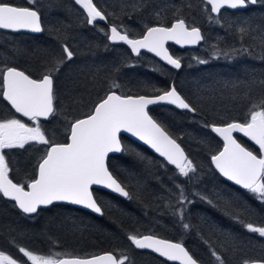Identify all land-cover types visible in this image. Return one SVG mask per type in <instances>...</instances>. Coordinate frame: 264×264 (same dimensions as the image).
Segmentation results:
<instances>
[{
    "label": "trees",
    "instance_id": "16d2710c",
    "mask_svg": "<svg viewBox=\"0 0 264 264\" xmlns=\"http://www.w3.org/2000/svg\"><path fill=\"white\" fill-rule=\"evenodd\" d=\"M8 2L29 6L26 0ZM94 3L108 15V20L89 25L85 12L73 0H37L34 7L41 15L45 31L40 35L0 31V67L6 63L39 78L51 66L52 58L61 55L60 44H69L74 59L67 62L55 81L59 115L42 122L46 135L58 143L65 142L66 120L82 118L106 95L113 82L120 88L112 90L132 96L156 95L159 93L155 90L175 85L196 112L157 106L149 114L177 139L197 166V172L190 174L191 180L177 176V170L145 147L122 137L128 151L111 156L108 167L127 186L132 199L123 200L93 190L103 210L100 218L61 204L40 209L38 215L28 217L0 195V251L21 261L26 258L19 253V247L43 255L59 252L91 256L113 252L127 255L130 264H170L135 249L127 239L129 234H151L181 242L199 264H217L209 245L224 256L227 264L264 259V238L248 232L233 219V214L238 213L245 223L264 226V203L247 190L227 183L214 171L210 158L221 150L222 143L210 127L204 126L243 122L251 103L264 98L261 83L264 59H260L264 48L259 39L252 38L257 33L241 38L237 30L245 20L252 28L264 27V6L223 10L225 26L221 27L208 21L201 0H94ZM178 17L199 27L204 36L202 44L192 51L169 46L171 55L181 60L180 71L145 53L134 58L126 47L111 45L105 35L110 25H116L122 32L126 29L130 38H138L146 26H169ZM243 47L249 48L252 55L238 53L231 59L223 55L228 52L232 56V49ZM214 52L219 53L218 57L213 56ZM201 59L208 63H198ZM9 118L20 117L0 98V119ZM237 139L258 153L250 143ZM43 147L31 144L24 149L5 150L14 182L26 183L33 177L34 165L42 154L37 149ZM176 184L184 185L189 199L194 201L185 212V222L191 225L187 231L168 206L175 204L172 193ZM193 192L204 194L213 203L200 200Z\"/></svg>",
    "mask_w": 264,
    "mask_h": 264
},
{
    "label": "snow or ice",
    "instance_id": "6c2138e0",
    "mask_svg": "<svg viewBox=\"0 0 264 264\" xmlns=\"http://www.w3.org/2000/svg\"><path fill=\"white\" fill-rule=\"evenodd\" d=\"M29 6H19L0 0V30L20 32L27 30L31 33L45 31L41 15L34 7L37 0H26ZM76 5L86 13V22L93 25L98 21H107L108 15L97 7L94 0H74ZM202 11L207 13L210 23L224 27L222 10L247 9L250 6H264V0H201ZM191 7V5H189ZM215 14V15H213ZM159 12L156 13L159 18ZM111 42H123L130 46L132 53L140 55L141 49L154 53L175 69L181 68L180 58H174L165 46L168 41L177 45H196L204 40L199 27L190 25L182 17H178L170 26L159 24L146 26L139 38H130L127 30H118V26L110 25ZM241 38L255 32L253 39H259L264 48V27L259 29L245 20L238 29ZM103 31V29H101ZM67 38L65 37V40ZM61 55L53 57L51 66L46 67L39 78H33L17 67H0V98L7 101L15 113L27 118L31 124L20 118L0 119V195L14 201L25 215H38L42 207L54 202H65L79 205L94 213L103 215V210L93 194V186H101L118 193L127 199H132L127 186L122 184L109 170L108 158L111 153L126 152L122 144L121 134L129 133L144 144L149 145L167 164L174 165L177 176L191 180L190 174L197 172V166L186 155L177 139L169 134L167 129L154 119L148 111L150 105L166 102L179 109L196 112L186 99L177 91L175 85L166 90H155L159 94L125 95L118 94L112 89L120 88L113 82L105 96L99 98L92 108L82 118L66 120L65 142L58 143L46 135L42 120L55 119L58 112L56 103L55 81L67 62L74 59L75 53L67 42L60 44ZM252 55L249 48L232 49V56L224 52L225 58L231 59L235 54ZM214 52L213 56L218 57ZM264 59V54L260 56ZM198 63H208L199 60ZM264 84V81L261 82ZM217 134L223 141L221 150L211 155V164L219 174L228 181L234 182L241 188L253 194L255 199L264 203V98L251 103L248 114L243 122L231 121L223 125H204ZM234 133H241L254 145L258 153L238 141ZM42 145V154L34 165V175L26 183H17L10 178L11 168L5 150L24 149L26 145ZM141 160L144 157L136 153ZM163 166V165H162ZM175 204L172 215L177 217L180 226L189 230L191 225L185 222L187 205L194 203L189 199L182 184L175 185ZM171 192V190H169ZM200 200L213 203L200 192H193ZM233 219L241 223L250 233H256L264 238V226L245 223L238 213ZM130 244L136 249H151L168 261L178 264H199L181 242H172L154 235L129 234ZM205 243H208L205 241ZM26 260L21 261L0 251V264H130L127 255H117L107 252L99 255L76 256L69 253L51 252L47 255L34 254L33 251L19 247ZM209 251L217 264H227L224 256L209 245ZM242 264H264L261 260H244Z\"/></svg>",
    "mask_w": 264,
    "mask_h": 264
},
{
    "label": "water",
    "instance_id": "95a60500",
    "mask_svg": "<svg viewBox=\"0 0 264 264\" xmlns=\"http://www.w3.org/2000/svg\"><path fill=\"white\" fill-rule=\"evenodd\" d=\"M73 1H74V0H73ZM77 6L80 7L79 5H77ZM81 9H82V8H81ZM82 10H83V9H82ZM228 10H229V11H234V10H231V9H228ZM237 10H244V9H237ZM83 11H84V10H83ZM222 11H223V10H222ZM85 14H86V13H85ZM213 15H215V14H213ZM173 22H174V21H173ZM170 25H171V24H170ZM170 25H169V26H170ZM155 26H157V25H155ZM0 31L8 32V33H11V34H17V33H24V34H29V35H40V34H42V33H31V32H29V31H27V30H21L20 32H12V31H10V30H0ZM201 32H202V30H201ZM108 34L110 35V27H108ZM202 34H203V33H202ZM138 38H139V37H138ZM108 42H109L111 45H122V46L126 47V48L129 50V52L131 53V55H132L134 58L139 57V55H136L135 53H132L131 48H130L129 45H127V44H125V43H123V42H111V41H109V40H108ZM202 42H203V40H202L199 44H196V45H184V46H181V45H177V44H175L173 41H168V42L166 43L165 46L168 48V50H169V46H172V47H175L176 49L181 50V51H183V50H189V51H192V50L197 49V48L202 44ZM141 53H145V54H147V55L153 57V58L156 59L159 63H161L162 65H164V66H166V67H168V68H170V69H172V70H174V71H180L181 68H182V66H181L180 69H175L173 66L168 65V64L166 63V61L162 60L160 57H157L154 53L148 52L146 49H141L140 54H141ZM169 53H170V51H169ZM170 54H171V53H170ZM181 65H182V64H181ZM138 96H139V95H138ZM151 96H153V95H151ZM4 102H5V103L11 108V105L8 104L7 101H4ZM157 106H168V107L174 108V109L179 110V111H184V112H188V113L193 114V112H189L188 110H184V109H179V108H177L176 106H174V105H170V104H168V103H166V102H160V103H157V104H155V105H150L149 108H148V111H149L150 109L154 108V107H157ZM11 110L15 113V110H14V109L11 108ZM15 114H16L17 116H19L20 118H22V119L28 121L27 118H25V117H21L20 114H18V113H15ZM47 121H48V120H47ZM42 122H46V121H45V120H42ZM218 126H219V125H218ZM210 131H211V128H210ZM212 134H213V135H214V136H215V137H216V138L222 143V147H223V141H222V139H221L217 134H215V133H213V132H212ZM234 136H236V138H237V137L242 138L243 140L247 141L248 143H250L252 146H254V147L258 150V146L254 145V143L251 142V141H249L246 137H243V135H242L241 133H234ZM122 137H125V138H127V139H130V140L136 142L137 144H139V145L145 147V148H146L148 151H150L154 156H156V157L160 158L161 160H163V161L166 163V165H168L169 167L175 169V166H174V165L167 164V162L165 161V159H164L163 157H161L158 153H156L155 150L152 149L149 145H146V144H144L142 141H139L138 138H136V137H132L131 134H129V133H122V134H121V139H122ZM221 149H222V148H221ZM121 153H122V152H121ZM121 153H111V154H109V158H110L111 156H117V155H120ZM185 153H186V152H185ZM186 155H187V154H186ZM109 158H108V159H109ZM210 162H211V159H210ZM211 166H212V168L214 169V171H215V172H216V173H217V174H218V175H219L224 181H226L227 183H229V184H231L232 186H235V187H237V188H239V189H241V190H245V189L241 188L239 185L234 184V182H232V181H228L227 178L221 176V175L219 174V172L215 169L214 165L211 164ZM175 170H176V169H175ZM93 190H101V191L107 192V193H109V194H111V195H113V196H115V197H117V198H120V199H123V200H126V199H127V198H125V197L120 196L118 193L112 192L111 190L106 189V188H103V187H101V186H93L92 191H93ZM3 198H4V197H3ZM4 199H5L6 201H9V202L15 203L14 201L9 200L8 198H4ZM57 204L67 205V206L75 207V208H77V209H80V210L86 211V212H88V213H90V214H92V215H94V216H96V217H98V218H100V217L103 216V215H100V214L94 213V212H92V211L89 210V209L83 208L82 206H79V205H71V204H68V203H65V202H54L52 205H57ZM52 205H50V206H52ZM50 206L42 207L41 209H45V208H48V207H50ZM16 208H17V207H16ZM17 210L21 212V210H19L18 208H17ZM21 213H22V212H21ZM22 214H23V213H22ZM24 215H25V214H24ZM34 215H35V214H33V215H31V216H29V215H25V216L32 217V216H34ZM158 238H159V237H158ZM161 239H163V238H161ZM166 240H167V239H166ZM172 242H173V241H172ZM183 246H184V245H183ZM184 247H185V246H184ZM134 248H135V247H134ZM135 249H136V248H135ZM137 250H139V251H145V252L151 253V254L155 255L156 257L160 258L161 260L167 262V263H170V264H178V262L168 261L165 257H161L158 253L153 252L151 249H137ZM106 253H107V252H106ZM100 254H103V253H100ZM97 255H99V254H97Z\"/></svg>",
    "mask_w": 264,
    "mask_h": 264
}]
</instances>
